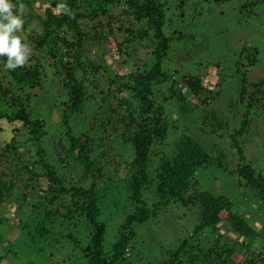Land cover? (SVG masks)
<instances>
[{
    "label": "trees",
    "instance_id": "16d2710c",
    "mask_svg": "<svg viewBox=\"0 0 264 264\" xmlns=\"http://www.w3.org/2000/svg\"><path fill=\"white\" fill-rule=\"evenodd\" d=\"M35 1L11 0L16 5L14 12L25 22L23 30L17 35L26 36L29 44L33 45V52H30L32 54L26 64L9 70L6 68L7 57H0V120L16 126L13 133L19 127L26 131L27 141L34 147V160L30 165L24 162L22 154H18L21 144L14 136L3 143L0 152V206L12 196H19L21 205L24 204L29 191L34 188L32 186H40L37 179L45 181L43 187L36 189L38 206L52 208L57 199L64 201L57 204L53 211L45 212L43 220L37 224L41 233L38 230L36 234L28 231L24 237L42 240L43 235L52 233V229H62L63 236L59 239L63 240L62 247L55 240H48V253L53 249L70 264H125L136 227L142 229L154 223L159 216V219L165 217L163 213L168 206L173 209L170 210L172 214L181 208L193 207L190 213L193 220L187 236L177 238V244L164 250L165 258L157 260L155 264H264V254L254 255L252 252L256 245L264 250V242L257 244L263 239L264 232L261 229L253 230L232 209L233 203L226 196L199 189L201 176L216 172L217 178L223 169L220 168V160H211L192 137H180L173 144L171 155L160 157L153 180L147 174L150 159L155 155L152 148L166 138L169 128L168 111L156 98L174 101L176 111L181 115L206 104L204 96L211 94V91L202 88L200 73L178 75L177 82L173 77L176 75L171 76L170 70L164 66L172 33L175 32L167 25L165 12L173 7V10H181L184 2L174 0L167 5L163 0H42L45 6L42 5L41 11L36 13L33 9ZM203 1L216 4L227 0ZM259 2L264 0H252L242 8L247 7L248 13H251ZM60 4L66 5L70 14L63 9L57 10ZM180 10L178 13L182 15ZM168 32L169 35H166ZM176 34L179 39L181 35ZM23 39L21 41L25 43ZM108 44L112 46L106 48ZM143 47H148L150 51L142 52ZM110 50L116 56L123 57L122 62L134 63V58H137L142 63L121 76L112 69H105L108 66L101 55ZM91 51H95L94 60L88 61L86 54ZM35 53L51 60L48 66L53 70V77L45 88L42 87L43 64ZM255 62V51L251 50L247 64L253 65ZM104 69L106 76L110 73L111 77L107 78L110 86L102 90L97 78L99 73L103 75ZM76 73L80 76H76ZM236 73L239 84L234 108L244 103L245 108L238 106L237 116L233 118L228 146L234 149L237 161L226 176L237 186L242 200L244 197L251 198L264 207V171L256 170L246 162L242 153L243 142H240L241 137L256 136L257 133L252 131L257 124L254 115L258 121L264 120V77L249 82L245 73L238 70ZM164 85L171 93L167 98L161 89ZM181 88L192 93L196 104L185 100ZM60 91L63 93L59 102L60 122L64 126L61 135L67 142V146H61L63 162L71 161L73 168H80V179L89 181L87 187L71 185L57 174L39 143L43 125L31 115L33 100L44 98L42 104L49 109ZM87 103L94 108L86 122L88 131L74 136L68 121L80 115ZM204 119V111H201L198 123ZM96 125L99 137H105V140L115 138L129 148L125 161L118 164L107 158L106 151L92 152L87 138L91 128ZM203 126L208 129L200 130V133L208 136H214L221 127L228 129L226 121L216 120L213 116L210 120L206 119ZM218 136L222 137L221 134ZM232 155L230 151V163H233ZM121 166L125 172L123 178L118 181L111 179L109 169L115 175L117 167ZM231 172L233 176H230ZM114 180L122 183L123 192L117 194V201L112 199L110 209L113 211L114 207L122 204L128 213L114 216V219L121 216L122 221L115 230V240L110 249L104 252L105 225L98 219L107 197L104 181L114 184ZM148 187L153 189L155 196V201L150 205L143 199V190ZM45 194L52 196L46 198ZM57 208L64 211L59 212ZM42 222L46 225L55 223V229L48 230ZM220 225L223 226L222 230L233 235L230 239L220 231ZM203 243L205 245L201 246ZM234 255L242 262L235 263ZM2 259L0 255V261Z\"/></svg>",
    "mask_w": 264,
    "mask_h": 264
},
{
    "label": "rangeland",
    "instance_id": "374dc122",
    "mask_svg": "<svg viewBox=\"0 0 264 264\" xmlns=\"http://www.w3.org/2000/svg\"><path fill=\"white\" fill-rule=\"evenodd\" d=\"M163 1L168 5L172 4L174 0ZM182 1L184 3L181 10L179 8L173 10L174 7L172 6L173 8L165 12L166 23L175 32L172 33L170 50L166 56V61H164V66L170 70L171 76L173 74L176 75L173 77L177 82L179 81V76L182 74L200 73L202 75V88L208 92L211 91V94L204 96L206 104L201 105L197 109L192 108L181 115L176 111L174 101H161L162 97L156 98L159 104H164L168 111L167 122L169 128L166 138L162 142L155 143L152 148L155 155L150 159L147 174L149 175V179L153 180V173L160 157L170 156L173 144L180 137H192L209 154L211 160H220V168L223 169H220L221 175L217 176V178L215 176L216 172L213 175L211 172H208V176H201L199 189L210 190L215 195L221 194L222 196H226L233 203L232 209L238 212L253 230L257 231L261 229L264 232V207H262L261 203L251 198L244 197V200H242L240 191H238L239 189L233 184L228 175L226 176L228 170L232 169L237 161L234 149L228 146L229 135L234 123L233 118L237 116L239 107L241 109L245 108V103L244 105L237 104L234 108L233 102L236 99L239 84L238 73L236 72L238 70L239 73H245V78L249 82L261 80L264 77V2H259L251 9V13H248L249 9L247 7L242 8V6L244 4L247 6L252 0H227L216 4L203 0ZM42 5L45 6L42 0L35 1L33 9L36 13L41 11ZM179 10L182 15H179ZM176 33L181 35H179V39L176 38ZM166 35H169V32ZM20 36L21 40L24 38L23 40H25L24 42L29 47L30 52H33V45L29 44V38L24 35ZM25 43L22 42V44ZM111 46V44H108L106 48H110ZM143 49L142 52L144 53L150 51L148 47H143ZM251 50L255 51L256 62L253 65H248L247 61L249 59V51ZM94 52L91 51L86 54L88 61L94 60ZM138 52L142 53L139 49ZM37 55L40 56V61L43 64L44 77L42 87L45 88L53 77L51 75L53 70L48 66L51 64V60L46 55L45 58L40 54ZM140 57L138 55L139 60H141ZM101 59L108 66L105 69H112L121 76L127 75L134 67L138 68L142 63L137 58H134V63L122 62L123 57L116 56L112 50L108 53L102 52ZM105 69L103 75L99 73L97 78L102 90L110 86L107 78L111 77V74L109 73L106 76ZM76 74V76H80V74ZM161 89L163 94L166 95L165 98L171 94L167 85L161 86ZM62 95L63 93L60 91L57 94L56 101L54 100V105L49 109L45 108L42 104L44 98L39 97L36 101L33 100L30 108L31 115L32 118L39 120L43 125L39 143L43 147L46 159L53 164L57 174L71 185L87 187L89 181L80 179V168H73L71 161H69L70 163L63 162L62 156L64 154L61 152V146L62 148L67 146V142L61 135V131L64 130V126L60 122L61 110L59 106V102L63 98ZM181 95L185 97V100L190 101L191 104H196L192 93L186 88H181ZM85 106L84 111L80 115L71 119L70 122L68 121L69 128L72 130L74 136H79L80 132L88 131L89 126H87L86 122L93 114L94 108L90 103L85 104ZM201 111H204L205 119L201 123H198ZM211 116L216 120L226 121L228 129L226 130L221 127L222 129L220 128L214 136L202 135L200 130L208 129L203 124H205L206 119L210 120ZM254 116L257 124L255 123L252 131L259 135L257 136L256 134L255 137L251 135L248 138L241 137L240 142L241 144L243 142L242 153L246 162L252 164L256 170L264 171V120L258 121V117ZM181 124H184L185 127ZM15 127L10 126L4 120H0V152L3 148V143L14 136L21 144L18 148V154H22L24 162L30 165L34 160L33 144L27 141L28 135L21 127L13 133V128ZM98 134L99 130L96 125L91 128L87 138L92 152L106 151L107 158L114 160L118 164L128 158L129 148L126 145L119 143L115 138L105 140V137H99ZM218 134H221L222 137L220 138ZM230 151L233 154L231 156L233 163H230L228 158ZM110 167L112 168L111 164ZM121 168L122 166L120 168L117 167L115 175L109 169L108 175L110 178L117 181L121 180L125 175L124 170ZM232 174L234 175L231 172L230 176H233ZM37 180L40 186H37V188L32 186L34 188L29 191V197L24 204L21 205L19 196H12L0 206V240L2 241H0V255L3 257L0 264H70L62 256H58L55 250L52 249L48 253V240H55V242L59 243L60 247L63 245V240H59L63 236L62 229L55 231L52 229H55L53 227L56 225L55 223L46 225L45 222H42L48 230L52 229V233L43 235L42 240L24 237L28 231L36 234L38 230L41 233L42 230H40L37 224L43 220L45 212L48 210L53 211L57 204L64 201L61 198L57 199L56 205L52 208H44L42 205L38 206L37 202L39 198H37L38 192L36 189L43 187L45 181L43 179ZM117 181L114 184L104 181L107 197L101 207V215L98 219L105 225L104 252L110 249L111 244L115 240V230L122 221L121 216H125L128 213L122 204L114 207L113 211L110 209L113 203L112 199L115 198L117 201V194L123 192L122 183ZM113 193L115 195L111 198L110 196ZM51 196L50 194H45L46 198H50ZM143 199L147 205L155 201L151 187L143 190ZM57 209L59 212L64 211V209ZM170 210L173 209H170L168 206L167 210L163 213L165 217L159 219V216L154 223H150V225L144 226L142 229L135 228V238L131 241V248L127 254L125 264H155L157 260L165 258L164 250L170 249L177 244V238L182 239L187 236L188 227H190L193 220L190 214L193 207L187 209L181 208L175 214H172ZM117 213L121 216L114 219ZM182 214L184 215L182 216ZM222 227L220 225V229ZM220 231L228 239L233 236L224 229ZM262 238L257 244L262 245L264 237ZM201 241L206 242L207 240ZM204 245L203 243L201 246ZM252 252L254 255L262 256L264 254V250L259 245H256ZM233 261L240 263L242 259L234 255Z\"/></svg>",
    "mask_w": 264,
    "mask_h": 264
},
{
    "label": "clouds",
    "instance_id": "9594fccd",
    "mask_svg": "<svg viewBox=\"0 0 264 264\" xmlns=\"http://www.w3.org/2000/svg\"><path fill=\"white\" fill-rule=\"evenodd\" d=\"M15 8L16 5L11 0H0V57H7L6 68L9 70L24 66L30 55L29 47L22 44L21 36L17 35L23 30L25 22L14 12ZM60 9L70 14L66 5H58L57 10Z\"/></svg>",
    "mask_w": 264,
    "mask_h": 264
}]
</instances>
